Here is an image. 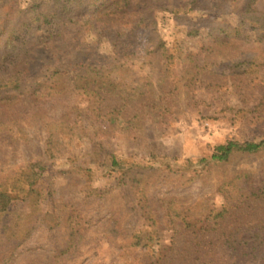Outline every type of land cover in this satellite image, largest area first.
Returning a JSON list of instances; mask_svg holds the SVG:
<instances>
[{
  "label": "rangeland",
  "instance_id": "rangeland-1",
  "mask_svg": "<svg viewBox=\"0 0 264 264\" xmlns=\"http://www.w3.org/2000/svg\"><path fill=\"white\" fill-rule=\"evenodd\" d=\"M253 6L264 12V0ZM86 9L92 16L84 17V33L100 53L115 55L111 35H118L131 54L106 69L74 65L87 74V93L72 88L73 76L63 92H35L46 69L39 58L26 90L0 94V180L14 173L35 180L59 216L55 226L38 227L9 264H264V247L242 256L225 246L230 233L248 237L252 227L264 243V191L251 194L264 186V148L200 161L229 139L264 138V66L255 63L264 41L251 29L216 28L242 23L237 12L166 8L133 31L117 23L110 35L100 26L106 10ZM50 30L39 27L33 36ZM68 48L73 63L83 57L76 42ZM51 126L62 131L57 156L46 148ZM71 154L94 159L92 181L62 170ZM113 156L123 164L109 174L100 163ZM141 235L144 244L131 245Z\"/></svg>",
  "mask_w": 264,
  "mask_h": 264
},
{
  "label": "trees",
  "instance_id": "trees-1",
  "mask_svg": "<svg viewBox=\"0 0 264 264\" xmlns=\"http://www.w3.org/2000/svg\"><path fill=\"white\" fill-rule=\"evenodd\" d=\"M99 2H108L109 7L102 8ZM254 2L255 0H206L202 4V0H188L175 7H168L165 6V0H0V94H9V97H13L26 90L31 66L39 58L46 62L44 63L46 69L39 75L42 80L35 87V92L44 93L48 87L51 88V92H57L56 90L63 92L67 90V82L73 76L77 79L72 80V88L81 87L84 93H87L88 81L82 84L87 74L80 70L75 72V66L79 69L92 70L116 66L121 57L133 51L131 45H121L122 41L118 35H111L117 23L133 31L142 22L154 17L158 10L166 8H170L175 13H191L196 9H202L203 16L214 12H237L242 23L235 26L221 25L216 28L227 34H243L246 29H251L254 35H259V39L264 41V12L257 11L253 6ZM89 5L96 7L98 11L106 10L105 13L110 16L102 19L100 26L112 36V42L116 47L115 55L100 53L98 45L86 38L83 26L84 17L92 16L88 14L90 9H86ZM39 27L51 30L48 34L35 38L33 32ZM191 33L196 34L198 31L194 29ZM62 41L67 42V45L61 43ZM73 42H76L83 52V57L75 63L68 56V44L71 46ZM52 50H57L53 56L50 55ZM243 62L246 61H239L237 66ZM255 63L264 66V53ZM107 117L113 122L120 120L119 113L116 115L109 113ZM61 133V129L55 126L49 127L46 148L52 156L59 155L57 147ZM262 148H264V138L246 141L229 139L217 144L210 158L203 157L200 161H225L235 151H257ZM68 158V167L62 170L83 172L92 181L94 167L91 163L94 159H79L75 154H71ZM122 164V160L113 156L110 162L101 161L100 166H104L111 174L121 168ZM46 168L49 166H41L42 170ZM89 190L92 193L95 189ZM260 191H264V186L253 187L251 194L259 195ZM48 204L47 197L42 194L35 180L25 179L19 173L0 180V264L13 262L38 227L43 224L55 226L54 223L59 220V216L57 212L48 208ZM227 211L228 207H225L217 211L214 217L220 218ZM183 217L187 221V217ZM148 218L154 219L152 216ZM251 230L255 231L248 237H237V232L230 233L235 237L230 238L225 246L231 252L235 251L242 256L258 255L264 247L263 240L258 239L262 230L256 227H252ZM252 236L255 240H252ZM137 238L131 245L144 244L142 235Z\"/></svg>",
  "mask_w": 264,
  "mask_h": 264
}]
</instances>
